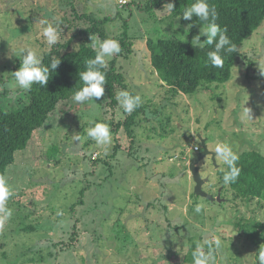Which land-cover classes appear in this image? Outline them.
Wrapping results in <instances>:
<instances>
[{
  "label": "rangeland",
  "instance_id": "rangeland-1",
  "mask_svg": "<svg viewBox=\"0 0 264 264\" xmlns=\"http://www.w3.org/2000/svg\"><path fill=\"white\" fill-rule=\"evenodd\" d=\"M147 1L0 0L4 109L27 102L26 91L11 86L10 73L16 71L20 48L32 47L41 56L50 49L42 37L41 20L60 26L59 41L70 38L72 7L78 15L120 14L105 29L112 37L126 25L133 39L132 53L120 58L117 67L127 90L141 97L143 107L129 137L123 127L115 131V125L130 115L119 103L111 108L105 99L95 108L97 98L83 104L72 98L57 106L7 168L12 195L5 207L12 215L0 212V264H188L190 243L213 236L221 240L214 251L216 264L255 263L258 249L236 242L227 221L235 216L263 220L259 204L234 207L225 198L212 203L193 197L195 184L188 165L193 147L202 150L198 136L212 152L217 142H224L237 154L257 150L264 155V22L240 47L229 82L203 83L192 95L177 94L152 69L147 40L154 35L176 36L187 44L190 32L184 31L183 19L175 20L173 27L166 22L167 5L139 11L137 5ZM75 23L78 28L86 26ZM80 39L73 40L71 50H77ZM97 39L101 40L88 38V45ZM115 57L106 58V67ZM93 121L110 126L112 143L106 152L87 136ZM73 134L81 139L74 141ZM199 167L202 178L209 179L206 191L225 164L216 158L214 164L206 160ZM213 195L217 196L215 190ZM197 203L202 205L200 213L193 211ZM190 224L203 233L191 235Z\"/></svg>",
  "mask_w": 264,
  "mask_h": 264
},
{
  "label": "trees",
  "instance_id": "trees-1",
  "mask_svg": "<svg viewBox=\"0 0 264 264\" xmlns=\"http://www.w3.org/2000/svg\"><path fill=\"white\" fill-rule=\"evenodd\" d=\"M168 3L175 4L174 11L170 12L166 21L173 27L175 20L182 19L180 16L183 9L191 6L195 0H149L144 4H138L137 9L142 12H152ZM208 3L210 7L216 9L218 14L216 22L222 28L228 29L227 35L237 45L238 51L224 54L222 68L212 67L207 62L206 56L211 46L200 49L191 45L192 38L198 35L200 28L204 26V22L195 17L193 21H186L187 25L195 23L189 31L187 44L176 36L163 38L154 35L148 38L147 49L150 52L152 69L164 86L174 93L192 95L200 89L203 83L210 85L229 82L232 68L240 56V47L264 22V0H208ZM72 10L75 20L69 21L68 27L74 33L70 38L58 41L56 45L51 46L42 54L45 66H50L53 58H59L61 61L55 71H50L47 85L41 87L33 84L31 90L26 91L27 102L20 101V106L15 109H4L0 101V175H6L7 168L15 162V153L27 147L33 134L45 126L57 106L72 99L75 92L82 87L83 82L80 80L79 73L86 70L87 60L95 57V50L88 45V38L93 36H98L101 40L112 38L118 40L121 46V52L109 63L108 67L101 69L106 74L105 93L103 97L93 102L92 106L97 108L101 101L106 99L107 104L115 108L118 105L116 99L118 90H127L125 77L118 69L117 61L130 56L134 45L133 39L127 35L126 25L122 32L112 37L105 29V25L117 21L120 14L116 12L114 16L106 15L100 18L93 14L78 15L73 7ZM80 21L86 26L79 27V29L75 22ZM79 38L82 42L77 50H71L73 40ZM205 39L206 37H201V42ZM19 66L20 61L16 62L15 69L18 70ZM2 97L0 93V98ZM142 112V106L135 109L123 122L115 125V131L123 127L126 134L132 137L133 127L137 126L134 123L135 117ZM238 155L237 166L241 172L237 182L230 185L222 184L223 171L227 169L225 165L223 169L217 171L214 183L210 185V190L206 189V192L213 195L214 190L216 194L220 190L221 198L234 204V207L243 202L256 201L264 217V155L257 150L244 151ZM193 197H196L194 193ZM227 222L234 228V240L241 242L244 248L259 250L260 247H264V219L235 216ZM75 227L73 226V229ZM189 228L191 235L203 233L193 224H190ZM25 229L31 230L32 228L25 227ZM71 235V241L75 242L77 232L74 231ZM198 238L203 239L201 235ZM197 243L195 241L190 243L191 248L185 257V262L188 264H192V251Z\"/></svg>",
  "mask_w": 264,
  "mask_h": 264
},
{
  "label": "clouds",
  "instance_id": "clouds-1",
  "mask_svg": "<svg viewBox=\"0 0 264 264\" xmlns=\"http://www.w3.org/2000/svg\"><path fill=\"white\" fill-rule=\"evenodd\" d=\"M166 5L168 12L174 11V3ZM194 17L204 22V26L202 29L200 28L199 34L192 38L191 45L200 49L211 46V50L206 53L207 62L212 67L222 68L224 66V54L236 53L238 51L237 45L228 37V29L226 27L222 28L216 22L218 14L214 7H210L208 0H195V3L183 9L180 16L185 21H193ZM40 24L45 25L42 31L45 43L49 47L56 45L60 38V26L58 24L54 25L48 20H41ZM193 24L195 23L188 24L184 31L189 32ZM176 27L179 28L180 25H176ZM201 37H206V39L201 42ZM91 46L95 50V57L89 58L85 65L86 70L79 73L83 85L73 96V100L81 104L93 100V98L99 99L104 96L106 74L101 69L106 67V58H111L121 52L119 41L112 38L91 41ZM19 57L20 66L18 70L10 73L12 77L11 86L25 91H30L33 84H38L41 87L46 86L49 81L50 71H55L61 63L59 58H53L50 66H45L43 57L32 47H21ZM261 74L264 75V71H261ZM116 99L127 114H131L142 104L139 95H132L127 90L119 91ZM244 111L251 118V110L245 107ZM87 136L94 140L97 146H104L105 152L107 151V146L112 143L110 126L103 122L93 121L92 126L87 129ZM80 139V134H73L74 141L78 142ZM214 154L215 158H219L227 165V169L223 171L222 184L230 185L236 183L241 169L237 166L239 155L233 150V147L224 142H217ZM11 195L12 192L7 178L4 175H0V212H3L7 217L12 215L11 210L5 207L6 201ZM193 211L200 213L202 205L197 203ZM220 246L221 240L215 236L197 243L192 251V264H216L214 251L215 248ZM253 256L255 257V264H264V247H260Z\"/></svg>",
  "mask_w": 264,
  "mask_h": 264
},
{
  "label": "water",
  "instance_id": "water-1",
  "mask_svg": "<svg viewBox=\"0 0 264 264\" xmlns=\"http://www.w3.org/2000/svg\"><path fill=\"white\" fill-rule=\"evenodd\" d=\"M198 139L201 142L202 150L200 152H194L191 154L190 163L188 165L189 172L191 174L192 180L195 184L194 194L198 197L208 200L209 202H218L223 201L221 198L220 190L217 193V196L204 191L203 187L208 183V178H202L199 163H201L206 157L211 156L213 164L215 163V154L210 151L206 146V140H203L200 136Z\"/></svg>",
  "mask_w": 264,
  "mask_h": 264
},
{
  "label": "built area",
  "instance_id": "built-area-1",
  "mask_svg": "<svg viewBox=\"0 0 264 264\" xmlns=\"http://www.w3.org/2000/svg\"><path fill=\"white\" fill-rule=\"evenodd\" d=\"M199 151H200V147H198V146L193 147V149H192V152H193V153H194V152L196 153V152H199ZM187 156H188V158H189V152H188V155H187ZM190 158H191V153H190ZM190 158H189V159H190Z\"/></svg>",
  "mask_w": 264,
  "mask_h": 264
},
{
  "label": "flooded vegetation",
  "instance_id": "flooded-vegetation-1",
  "mask_svg": "<svg viewBox=\"0 0 264 264\" xmlns=\"http://www.w3.org/2000/svg\"><path fill=\"white\" fill-rule=\"evenodd\" d=\"M216 159V158H215ZM206 160H208V161H210L211 160V156H208V157H206L202 162H204V161H206ZM213 163V162H212ZM205 186V185H204Z\"/></svg>",
  "mask_w": 264,
  "mask_h": 264
}]
</instances>
